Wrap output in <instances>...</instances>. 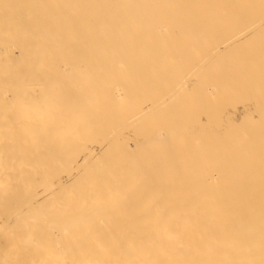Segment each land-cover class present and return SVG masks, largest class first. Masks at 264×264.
I'll return each mask as SVG.
<instances>
[{"label":"bare ground","instance_id":"6f19581e","mask_svg":"<svg viewBox=\"0 0 264 264\" xmlns=\"http://www.w3.org/2000/svg\"><path fill=\"white\" fill-rule=\"evenodd\" d=\"M0 186L39 257L264 264V0H0ZM116 191L147 205L88 204ZM102 212L129 243L92 256L113 248L88 230Z\"/></svg>","mask_w":264,"mask_h":264},{"label":"rangeland","instance_id":"374dc122","mask_svg":"<svg viewBox=\"0 0 264 264\" xmlns=\"http://www.w3.org/2000/svg\"><path fill=\"white\" fill-rule=\"evenodd\" d=\"M36 94H38V92L36 93ZM9 119H11L10 117H11V113L10 112H7V115H6ZM98 147V146H97ZM94 148V147H93ZM97 149V148H96ZM81 157V155L78 157V159ZM63 182L65 181V178H63V180H62ZM58 188V187H57ZM74 188H76V189H78V188H81V189H86V188H91V189H101V188H104V187H99V186H91V187H81V186H77V187H74ZM2 189H4V187H1L0 186V190H2ZM53 195V196H52ZM52 195H51V197H52V199H53V202L52 203H55V201H56V199L58 198V196H59V193L58 192H54V193H52ZM73 195H74V193H69L68 195H66L65 197H68V196H72L73 197ZM163 195H164V193H163ZM4 196V195H3ZM89 196H91V194H89ZM104 196H107V195H102V193H100V192H98V193H95V195H94V197L93 198H90V200H89V203L88 204H91V205H94V204H103V206H105V207H107L109 204H113V205H116L117 207H115V210H118V209H124V207H127L128 208V205H129V208H131V206L136 210L137 208H141V209H143L146 205H147V200H146V198L143 196V194L142 193H138V194H136V195H133V196H127L126 195V193L125 192H122V191H116V192H114V194L113 195H110V196H108L107 198L105 197V198H100V197H104ZM0 199H2V198H0ZM6 203H8L9 205H10V201L9 202H6ZM17 203V201L15 202V204ZM8 204H6V205H8ZM14 204V202H12L11 201V209H12V211H13V209H14V211L16 210V208L18 207V209H20L21 208V205H18L19 203H17L16 204V206H14L13 205ZM22 204V203H21ZM24 205H25V203H23ZM22 204V205H23ZM28 204V203H27ZM30 204H32V203H29V205ZM18 205V206H17ZM16 207V208H15ZM24 207V208H23ZM11 209H10V211H11ZM17 209V210H18ZM24 209V211L26 212V210H27V208H25V206H22V210ZM133 209V210H134ZM4 210V209H3ZM1 210L2 212H0V217H2V218H0V221H2V219L3 220H6V222L5 221H3L4 223H9V221H11V219H10V215L11 214H9L10 212H8V210L6 211V210ZM22 210H20L19 212H21ZM38 211H39V209H37ZM44 210H46V209H44ZM47 210H48V208H47ZM4 212H8V214L9 215H7V214H5V215H7L8 217H9V221H8V219H4L5 218V216L4 215H2L1 216V213L2 214H4ZM17 213H18V211H16ZM36 212V211H35ZM42 213H43V211H41ZM41 212H40V214H41ZM14 213V214H13ZM16 213V214H17ZM27 213H29V214H26L25 215V213L23 214L24 216L23 217H27V220H28V218L29 217H33L32 219H34L35 221V223L40 227L41 225H40V223L39 222H41V221H43V219L44 218H41L40 220H39V218L38 217H40V216H42V215H40V214H34V213H30V212H27ZM21 214H22V212H21ZM32 214V215H31ZM104 214H106V212H102V213H100V214H98L97 215V218H95V219H92V220H89L90 222H89V226H88V230L89 231H91L93 234H97V235H99V237H100V241L101 242H103V243H107V245H106V248H110V247H113V248H111V249H108V250H105V251H99L100 249H105V248H95V246L93 247V248H91V249H89V254L90 255H95V254H99V255H103V253L104 254H106V255H109L110 254V250H113V251H115V252H120L121 250H122V248H124V246H126V245H128V243H129V241H128V239H126V240H120V241H118V240H112V241H114L113 243H110V242H112V241H110V236H109V234H108V232L110 231V228L109 229H107V228H105L106 226H109V224H110V226L115 230V228H117V226H119V228H124V230H123V234L124 233H127L128 231H130L131 229H130V220L128 219V220H126V218H123V216L125 215V213L124 214H119V213H117V216L116 217H114V218H112V220L113 221H107V220H109L110 218H108L107 217V215H104ZM13 215H15V212H12V217L11 218H14L15 219V217L18 215H20V213H18L17 215H15V217L13 216ZM45 214H43V216H44ZM46 215H49V213H47ZM45 215V220H44V224L42 223V226L43 225H45L46 224V226H47V222L48 221H46V218L48 219V216H46ZM17 216V217H18ZM50 216V215H49ZM4 217V218H3ZM110 217V216H109ZM121 218V219H118V218ZM19 218V220H21L20 219V217H18ZM18 218H16L15 220L17 221V219ZM22 218V217H21ZM38 218V219H37ZM24 219V218H23ZM39 220V222H37V220ZM118 219V220H117ZM15 220H13V221H15ZM26 220V219H25ZM24 220V221H25ZM26 220V221H27ZM30 221H33V220H31V219H29ZM28 220V221H29ZM51 220V219H50ZM49 220V221H50ZM53 220V219H52ZM15 221V222H16ZM22 221V220H21ZM20 221V222H21ZM27 221V223H23V224H25V226L26 227H28L26 224H31V222L29 221L28 222ZM106 221V222H105ZM3 222H2V225H1V222H0V225L3 227V225H5V224H3ZM15 222H12V224L14 225V223ZM114 222H115V224H114ZM128 222H129V225H128ZM11 223V222H10ZM8 224V225H6V227L4 226L3 228H0V230L2 231L4 228V230H6V232L3 230L2 231V233H1V231H0V237H2V239H0V244H1V246H2V244H3V242L5 243V246H4V248H3V252L8 248L9 250H10V252H9V250H8V253H10L9 255L7 254V250L4 252L5 254H6V256H3V257H7V256H9L8 258L10 259L9 261H10V263H9V261H6V262H8L7 264H12V262H15V264H22V261L20 262V259H18V258H16L17 256H16V254H14L16 257H13L14 255H13V253H19V254H21V255H19V258H20V256H21V258H22V260L24 259L23 257H25V259L24 260H26V256L25 255H27V254H24L23 255V253L25 252V253H28L27 251L29 250V253H31L32 255H31V257H28L29 259H27L28 261L30 260L31 262H28V263H26V262H24V264L26 263V264H36V258H37V260L39 259V261H40V259H41V256L43 255V254H45V252H46V254L45 255H49V253H51L50 255L51 256H49V257H52V258H48L47 256H45V255H43V257L44 258H46V261H47V263L46 264H48V260L49 259H51V264H61V263H66V264H69L70 262V258L67 256H65L64 254H65V251L64 250H57L55 247H53L52 248V251L50 250L49 251V253H48V250L47 249H50V248H44V249H42V250H44V253L42 254V252L43 251H41L40 253L42 254L40 257L39 256H36V255H40V254H38V253H36L35 251V246H34V242L36 241V238L39 236V232H40V234L42 233V230H41V227H40V230L41 231H39V229L37 228L36 230L37 231H33V229L36 227H33V229L31 228V230L29 229V230H27V228H25L24 229V225H22L23 226V228L21 227L20 228V225H19V227L18 226H15V227H18V229L20 228L21 230L23 229L24 231H26V232H30L31 231V233H33L31 236H30V234H27L26 233V235H25V232L23 233V231L22 232H20L18 229V231L16 230V228L15 227H13V225H11V224ZM15 224H17V222L15 223ZM33 224V223H32ZM50 225V224H49ZM0 226V227H1ZM8 226H10V229H8L7 230V227ZM31 226V225H30ZM29 226V227H30ZM42 229H43V232H44V230L46 231V229H48V230H50V227L49 228H44V227H42ZM130 229V230H129ZM10 230V232H9V235H6V236H8L9 238H11V236L12 237H14L13 239H11L10 240V243L8 244L7 242H9V241H7L8 239V237L6 238V236H5V234H7V231H9ZM13 230V231H12ZM11 231H12V233H11ZM4 232V233H3ZM17 232L19 233L20 232V234H17ZM34 232H36L35 234H34ZM17 234V235H15V234ZM22 233V234H21ZM12 234V235H11ZM20 235V236H19ZM35 235V236H34ZM36 235H37V237H36ZM44 235V236H43ZM41 234V236L40 237H38V238H40L41 239V244L43 243V245H48L47 247H50V242L48 241V238L46 239V238H44L46 241H47V244H44L46 241H44L43 240V237H46V232L44 233V234ZM15 236H19V238H23V237H29V239H30V241L31 242H27V241H23V239H20V241H21V247H19L20 245L17 243L18 241V239L16 240L15 239ZM27 237V238H28ZM31 237V238H30ZM115 237H116V233H115ZM124 237V236H123ZM6 238V239H5ZM26 238V239H27ZM15 239V240H14ZM3 240V241H2ZM13 240V241H12ZM25 240V239H24ZM38 240V239H37ZM6 241V242H5ZM15 241H17L16 243H14ZM19 241V242H20ZM12 242L14 243V244H16L18 247H14V245L12 246V247H14L15 249H16V251H14L13 252V250H14V248H11V244H12ZM22 242H27V246H28V249H27V246H24V245H26V244H23ZM120 242V243H119ZM6 243H7V245L9 246H7L6 245ZM31 244V248L29 247L30 246V244ZM22 244H23V248H22ZM131 244V243H130ZM129 244V245H130ZM3 247V246H2ZM24 247H26V249H27V251L24 249ZM105 247V246H104ZM19 248V249H18ZM31 249V252H30V249ZM41 248L42 247H40V250H41ZM25 251H24V250ZM38 249V248H37ZM18 250H19V252H18ZM53 250H55V251H53ZM22 251H24L23 253H22ZM38 251V250H37ZM13 252V253H12ZM39 252V251H38ZM35 253H36V255H35ZM4 254V255H5ZM12 254V255H11ZM30 254H28L27 256H29ZM36 256V258H35V256ZM42 257V258H43ZM8 258H7V260H8ZM11 258H16V260L18 259V261H19V263H16V261H12L11 262V260H14V259H11ZM43 258V259H44ZM48 258V259H47ZM6 259V258H5ZM34 259V260H33ZM4 260V259H3ZM57 260H59L57 263H55ZM97 260V259H96ZM50 261V260H49ZM4 262V261H3ZM6 262H5V264H6ZM38 262V261H37ZM40 262H45L44 260L43 261H40ZM39 262V263H40ZM84 262H85V264L86 263H89V261H87L86 262V260L85 261H79V262H77L78 264H80V263H83L84 264ZM105 262H107V259L105 258V259H103V258H101V259H98L97 260V264H104ZM115 262H118V261H115ZM38 263V264H39ZM76 263V264H77ZM14 264V263H13ZM40 264H42V263H40ZM43 264H45V263H43ZM71 264V263H70ZM72 264H74V263H72ZM92 264H94V263H92Z\"/></svg>","mask_w":264,"mask_h":264},{"label":"clouds","instance_id":"9594fccd","mask_svg":"<svg viewBox=\"0 0 264 264\" xmlns=\"http://www.w3.org/2000/svg\"><path fill=\"white\" fill-rule=\"evenodd\" d=\"M24 111H25L26 113H28V112H32L33 109H32V108H29L28 106H24Z\"/></svg>","mask_w":264,"mask_h":264}]
</instances>
